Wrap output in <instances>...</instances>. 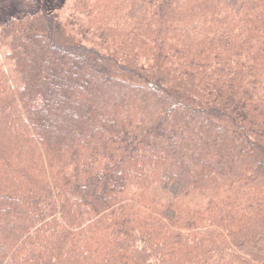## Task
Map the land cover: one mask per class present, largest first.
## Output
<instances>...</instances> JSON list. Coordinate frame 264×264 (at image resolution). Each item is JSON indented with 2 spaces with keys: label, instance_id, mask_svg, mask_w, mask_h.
Segmentation results:
<instances>
[{
  "label": "trees",
  "instance_id": "obj_1",
  "mask_svg": "<svg viewBox=\"0 0 264 264\" xmlns=\"http://www.w3.org/2000/svg\"><path fill=\"white\" fill-rule=\"evenodd\" d=\"M48 1L0 5V264H264V0Z\"/></svg>",
  "mask_w": 264,
  "mask_h": 264
},
{
  "label": "rangeland",
  "instance_id": "obj_2",
  "mask_svg": "<svg viewBox=\"0 0 264 264\" xmlns=\"http://www.w3.org/2000/svg\"><path fill=\"white\" fill-rule=\"evenodd\" d=\"M44 3V2H43ZM73 1L72 0H56L55 5L58 6L57 10L55 11L59 21L66 26L69 23V20L73 14ZM0 5L4 6V0H0ZM1 7V6H0ZM4 9L3 7H1ZM45 9L49 12L51 11V5L48 0L45 2ZM77 37V35H74ZM3 58V50H0V58Z\"/></svg>",
  "mask_w": 264,
  "mask_h": 264
}]
</instances>
